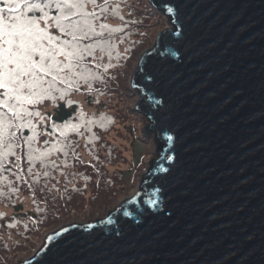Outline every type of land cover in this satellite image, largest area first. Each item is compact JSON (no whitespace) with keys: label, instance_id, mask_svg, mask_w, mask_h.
Instances as JSON below:
<instances>
[{"label":"water","instance_id":"95a60500","mask_svg":"<svg viewBox=\"0 0 264 264\" xmlns=\"http://www.w3.org/2000/svg\"><path fill=\"white\" fill-rule=\"evenodd\" d=\"M148 2L172 27L132 77L165 147L148 199L25 264H264V0Z\"/></svg>","mask_w":264,"mask_h":264},{"label":"snow or ice","instance_id":"6c2138e0","mask_svg":"<svg viewBox=\"0 0 264 264\" xmlns=\"http://www.w3.org/2000/svg\"><path fill=\"white\" fill-rule=\"evenodd\" d=\"M122 2L0 0V199L16 196L21 183L30 190L51 191L47 181L56 180L54 173L65 176L69 157L79 159L73 135L95 137L92 128L103 127L83 112L61 124L53 121L49 127L51 117L41 108L47 102L58 106L57 101L71 106L73 93H100L95 85L106 84V74L115 66L112 60L120 59L117 44L124 37L119 34L128 26L121 14ZM110 18L122 24L113 27ZM42 136L48 139L41 143ZM88 142L93 143L91 137ZM156 204L151 202L153 207ZM36 210L44 211L39 206ZM93 227L89 224L84 231ZM71 236L64 227L46 240L70 242Z\"/></svg>","mask_w":264,"mask_h":264},{"label":"trees","instance_id":"16d2710c","mask_svg":"<svg viewBox=\"0 0 264 264\" xmlns=\"http://www.w3.org/2000/svg\"><path fill=\"white\" fill-rule=\"evenodd\" d=\"M120 7L125 21H128V26L125 32L119 34L124 37L123 43L117 44L120 59L112 60L115 66L106 74V84L95 85L102 94L97 92L88 94L86 91L73 93L69 97L73 101L71 106H67L65 101H57L58 106L47 102L48 106L41 108L44 115L51 117V121L48 122L49 127L53 121L61 124L79 112H83L88 118H95L97 124H102L103 127L92 128L95 137H92L91 133H85L82 137L73 135L72 139L76 144L79 159L69 157L68 168L63 169L65 176L54 173L56 180L47 181L48 189L51 191L30 190L27 185L21 183L18 185L19 191L16 196L0 199V217H2L0 218V264H15V260L22 256L24 258L32 256L41 241L52 231L67 223L72 215L91 211V214L104 216L106 212H102L101 206L108 203L110 210L112 200L121 195L119 190L112 189L108 183L109 180H114L111 177L112 170L125 162V159L121 158L122 153L118 145L113 140H109V137L118 130L120 123H143L138 113L139 107L133 110L129 108L126 114L130 102L125 97L124 84L129 81L128 71L137 56L149 44V33L154 32L155 24L161 23L160 19L162 22L165 19L149 3L144 5L143 0H123ZM155 18L159 20H154ZM108 23L113 27L122 24L115 18H110ZM127 87L129 89L130 86ZM117 101L126 113L120 111L119 107H112ZM130 112H134V115L132 116ZM137 117L138 119H135ZM134 126L129 124L127 127ZM128 135H135V132H128ZM89 137L93 140L91 144L88 142ZM44 139L48 137L42 136L41 143ZM157 141L162 144L161 140ZM121 178L119 184L123 182V177ZM9 179L14 180L13 177ZM57 180L59 183L56 182ZM41 183L43 184L44 181ZM142 190L143 193L135 199H148L145 185ZM33 192H35L34 196ZM134 201L124 202L122 205L126 206ZM29 202L31 203L27 204ZM37 206L44 211L38 212ZM8 211H12L13 214L10 215ZM9 224L15 226L10 228L7 226Z\"/></svg>","mask_w":264,"mask_h":264},{"label":"rangeland","instance_id":"374dc122","mask_svg":"<svg viewBox=\"0 0 264 264\" xmlns=\"http://www.w3.org/2000/svg\"><path fill=\"white\" fill-rule=\"evenodd\" d=\"M143 1L144 5H147L149 3H147L148 0ZM159 14L164 16L165 21L162 22V19H160L161 23L155 24L154 32L149 33V44L137 56L134 64L132 65V68L128 71L129 81L124 84V88L126 91L125 97L128 102H130V105L127 106V113L124 109H122V107H120L121 104L119 101L115 102V104H113L112 106L119 107L120 111H124L126 114H128L129 108L130 110L137 108V105L143 94L140 90L133 88L132 82V77L136 71L141 57L155 47L157 38L160 33H164L167 30H172L168 18L162 13ZM158 18H155L154 20H159ZM127 86H130L129 89H127ZM147 100V96L144 95V101ZM50 110L51 108L48 109V111ZM140 112L142 114H140L138 111L139 115L142 117L143 123L136 124L133 122L132 124L131 122H129V124L133 126L137 125L129 128L127 127L129 124L120 123V127H118V130L114 134H112L111 137H109V140H113L115 144L118 145L119 151L122 153L121 158L125 159V162L121 163L119 167H116L112 170L111 177H113L114 180H109L108 183L109 187H111L112 189L119 190L121 195L118 196L115 200H112V207L110 210H108V203H105L101 206L102 212H106L104 216L97 215L96 213L91 214V211L89 213L81 212L78 215L70 216L68 218V222L55 229V231H59L63 227H67L70 225H89L106 221L113 213L117 212L120 209L124 202L132 199L140 193L144 177L151 173V163L158 162L161 158H163V155H161V153L165 152L164 146L161 150H159V143L155 138L158 133L153 129H150L151 126L154 125V122L148 115H146L142 111ZM130 114L133 116L134 112H130ZM135 119H138V117ZM149 130L150 132L146 135V137H144V135ZM128 132H135V135H128ZM121 177H123V182L119 184L120 180H122ZM30 203L31 202L27 204ZM8 213L10 215L13 214L12 211H8ZM55 231H52L49 235L55 233ZM45 241L46 238L41 241L37 251L32 256L28 258H24L22 256L21 258L15 260V264H25L29 262L43 247Z\"/></svg>","mask_w":264,"mask_h":264}]
</instances>
